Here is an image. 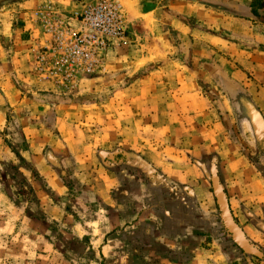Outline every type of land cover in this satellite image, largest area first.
<instances>
[{"label": "crops", "instance_id": "1", "mask_svg": "<svg viewBox=\"0 0 264 264\" xmlns=\"http://www.w3.org/2000/svg\"><path fill=\"white\" fill-rule=\"evenodd\" d=\"M82 1L55 0L68 11ZM113 1L128 46L106 56L77 99L45 93L29 77L32 40L42 35L30 13L1 16L2 235L37 248L63 238V251L79 244L69 238H87L99 264H264V0ZM121 81L129 85L117 101ZM107 124L117 141L123 126L128 142L143 140L148 151L106 168L82 137L99 145ZM72 188L79 198H69ZM93 195L96 212L65 214ZM28 204L36 212L24 213ZM47 204L60 211L42 212ZM217 205L227 213L224 233Z\"/></svg>", "mask_w": 264, "mask_h": 264}, {"label": "built area", "instance_id": "2", "mask_svg": "<svg viewBox=\"0 0 264 264\" xmlns=\"http://www.w3.org/2000/svg\"><path fill=\"white\" fill-rule=\"evenodd\" d=\"M83 1L73 11L48 2L34 12L42 35L32 40L31 70L40 83L62 93L75 94L81 82L102 74L105 57L129 38L125 14L115 1Z\"/></svg>", "mask_w": 264, "mask_h": 264}, {"label": "rangeland", "instance_id": "3", "mask_svg": "<svg viewBox=\"0 0 264 264\" xmlns=\"http://www.w3.org/2000/svg\"><path fill=\"white\" fill-rule=\"evenodd\" d=\"M34 2H36V4H34ZM48 2L56 3L55 0H36V1L35 0H0V23L2 22L1 16L7 11L11 12V13H18V12L23 13V12L28 11L32 17L30 19L31 23L34 24L35 28L37 27L38 29H40V27L38 26V21L36 19H34V12L37 11L40 7H42L43 5H45ZM27 3H28V5H26ZM32 44H34L33 41H32ZM127 46H128V44L126 42L121 47L125 48ZM30 49L32 50V54L34 56V53H35L34 47L31 46ZM32 60H33V58H32ZM32 60H31V62L30 61L28 62V65H27L28 67H31L33 65ZM105 60H106V57H105ZM105 60H104V67H105ZM28 75L31 78V80L34 82L33 84L41 87V89H43L45 93H51V91L56 90L57 93L60 95L72 96L76 99L79 97H82V95H84V94L81 95L80 91H81L82 87L84 88L85 85L90 82L88 80H84L83 82H81L79 84L80 86H79V90L77 91V93L67 94V93H62V91L55 88L51 84L40 83L41 81L39 80V78L36 75L33 74L32 70L29 71ZM91 82H92V80H91ZM121 83L119 85H117L120 89L119 90L116 89V93L114 94L116 99L120 98L117 101H120L123 98L119 92L126 90L128 88V85H129V84H127V81H121ZM105 98L110 100L111 99L110 94L105 95ZM102 112L103 113L99 116V118H101L102 120H105L106 123L109 120L113 119L109 115V111H108L107 107H104L102 109ZM116 112L122 114L125 111H123V109H121L120 111H116ZM94 113H100V112L97 110H94L87 117H90V116L92 118L97 117L98 115H96ZM101 119L98 121H100V123H103ZM123 128L124 127L122 126L121 127L122 136L118 141L116 140V137H114V134H113L114 130L111 128H108V124L104 127L105 132H104V140H103L104 142H102L103 144L100 143L98 145V143L93 142V140L86 139L85 136L87 135V137H88V133H85L86 135H83V137H82V139H85L84 141H86L88 143V145H90V153H104V156H102V161L100 160V158L98 160L101 161L102 164L106 166V168H110L113 165H117L118 167H122L121 165L124 164V161L126 160V157H127V155L123 154V153H129L130 150H133L134 153H146L148 151V146L145 147L146 144L143 140L138 139L136 141V143L135 142H133V144L129 143L127 138H125L126 136H123L124 133H126ZM143 139H144V137H143ZM96 142H97V140H96ZM6 143H8L7 146H9V144H11L13 142L12 141H9V142L6 141ZM129 147H130V149H129ZM154 153H155V151H154ZM145 160H146V158H145ZM147 160L149 161V159H147ZM150 160L152 161L149 163V165H151V166L165 167V166H161V161L157 162V160H158L157 158L151 157ZM132 162H133L132 164L135 166H140V163H141V161L139 159L138 160L133 159ZM163 165H166V164H163ZM191 176L192 177L190 178V181H196L195 180L196 176L193 174ZM143 177H145V174L143 175ZM149 177H152V180L156 183V185H157V183L163 181V179H161L162 176L158 175V174H155V175L149 174ZM165 177L167 179H169V177H167V176H165ZM201 180L203 181L204 178H201ZM169 181H172V179H169ZM157 186H159V185H157ZM167 189L171 190L169 187ZM160 191L162 192L161 188H160ZM155 192L156 191H154V192L150 191L149 193L147 192L148 197L151 198V200H153V202H155V200H156V197H155V199L153 198L155 196ZM16 193H18L17 190H13L12 194H14V198L17 197V195H15ZM77 194L78 193L74 188L69 190V198H76V197L79 198ZM80 195L82 196L81 193H79V196ZM94 196H96V195L91 196L89 198V200L82 201V206L78 205V204L76 206H71L69 204H66V205H69L66 208H67V210H70V212H67V210H66L65 214H68L69 216H77L79 214L84 215V214H90V213L96 212L97 204H96V199H94ZM29 197H32V195L30 194ZM26 207L29 208L28 211H27V208H24V211L21 209V211L18 210V212L19 213H21L22 211L24 213L36 212V211H32V208H30L31 206H29V204ZM54 207H55V213L60 211L59 207L57 210L56 205H53V204L52 205L47 204V205L42 206L41 211L44 213H47V212H50L51 210H53ZM204 209L202 207L201 213H202L203 217L204 216L207 217L208 214L205 215ZM15 210H16V208L14 207L13 210H10V212H16ZM34 210H37V209H34ZM6 212H7L6 207L0 206V215L5 214ZM226 214H227L226 212L224 214V211L221 209L220 206H218V205L216 206V215H217L216 217L219 219V221H216V223L218 224L219 230H222L223 233L226 230L225 225L229 224L228 220H226V219L224 222V217ZM75 218H77V217H75ZM77 222H79V221H77ZM2 233H3L2 223H0V264H99L100 260L102 258V256L100 255L101 257H99L100 258V260H99L98 256L91 255L90 250L89 251L86 250V246H85L86 243L84 242V240L85 239L89 240L87 238H82V241H79V240L77 241L76 239L69 238L68 240H66V242L69 243L70 245H72V244L76 245L77 242L79 244L77 243L78 244L77 247H75L72 250L63 251L60 248V245L62 244L63 238H57V241L53 240L55 243H53L52 245H49L48 239H45L43 241L44 244H42L43 247L37 248L34 245H32L31 243L26 242V240H23V239L17 237L16 235H6L8 233L2 235ZM42 239L43 238H41L40 240H42ZM27 240H29V239H27ZM29 242H33V241L29 240ZM90 242H91V240H89V242L87 241V244ZM94 256L96 258H94ZM250 260L255 262V261H260L262 259L261 258L259 259L256 256Z\"/></svg>", "mask_w": 264, "mask_h": 264}]
</instances>
